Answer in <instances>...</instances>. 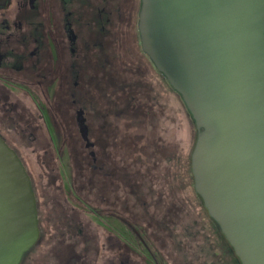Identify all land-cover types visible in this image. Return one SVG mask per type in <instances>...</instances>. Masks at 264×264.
I'll return each instance as SVG.
<instances>
[{
    "label": "flooded vegetation",
    "instance_id": "af4514ba",
    "mask_svg": "<svg viewBox=\"0 0 264 264\" xmlns=\"http://www.w3.org/2000/svg\"><path fill=\"white\" fill-rule=\"evenodd\" d=\"M140 9L141 0H6L0 7V121L7 123L0 128V139L13 147L43 142L49 152L51 147L60 148L57 154H49L51 159L68 162L67 168H80L76 178L88 186V214L103 217L108 258L112 261L114 245L120 249L115 254L122 259L120 264H129L128 207L138 203V189L149 192L150 188L153 193L148 181L153 184L160 177L157 143L166 141L163 137L174 121L176 95L188 112L181 96L142 49ZM44 112L55 120L52 130L59 138L48 133ZM144 131L152 146L151 168L139 158L147 147ZM10 134L16 139H9ZM41 151L47 160L48 150ZM142 169H148L147 176ZM29 179L36 201L38 241L45 236L43 222L52 240L76 241L65 234L71 232V222L52 223L62 213V202L51 204L44 218L39 216ZM64 201L67 205L66 196ZM88 225L94 226L93 222ZM133 236L147 248L139 231ZM236 262L240 264L237 258Z\"/></svg>",
    "mask_w": 264,
    "mask_h": 264
},
{
    "label": "water",
    "instance_id": "95a60500",
    "mask_svg": "<svg viewBox=\"0 0 264 264\" xmlns=\"http://www.w3.org/2000/svg\"><path fill=\"white\" fill-rule=\"evenodd\" d=\"M138 27L194 121L196 194L240 264H264V0H141ZM38 238L29 176L0 139V264Z\"/></svg>",
    "mask_w": 264,
    "mask_h": 264
},
{
    "label": "rangeland",
    "instance_id": "374dc122",
    "mask_svg": "<svg viewBox=\"0 0 264 264\" xmlns=\"http://www.w3.org/2000/svg\"><path fill=\"white\" fill-rule=\"evenodd\" d=\"M44 116L50 129L48 133L54 139L59 138L58 133L52 130L55 120H51L46 112ZM172 117L174 121L169 122V132L163 137L166 141L157 143L160 177L154 180L153 184L148 181L153 193L150 188L149 192H141L137 186L138 203L134 202L128 207L129 264H237L236 258L229 254L231 250L219 228L208 216L194 190L193 177L189 170V154L194 149L196 129L192 117L190 118L178 95L175 98ZM5 124L7 123L0 121V128L4 129ZM10 135L9 139H16L13 134ZM147 137L148 133L144 131L142 140L147 147H144L139 158L143 165L151 168L152 150L149 146H152L146 142ZM6 145L16 152L31 178L39 216L44 218L51 204L62 202L63 205L59 207V212L62 213L52 223L55 226L71 222V232L67 231L65 234L77 239L63 243L52 240V234L45 229L46 223L43 222L44 238L23 256L20 264H120L122 259L117 256L120 249L117 247L115 250L114 245L111 256L117 258L112 257V261L108 258L107 244L102 237L103 229L107 228L103 224V217L95 218L88 214V186L86 182L83 184L82 179L76 178L80 168H67L68 162L60 164L51 159L49 154H57L56 150L60 148L51 147L53 152H49L50 148L43 142L35 147H13L9 143ZM41 149L48 150L47 160ZM32 150L35 151L33 155ZM62 165L65 170L61 168ZM133 170H136L135 166ZM147 170L142 169L145 176ZM64 196L67 197V205L64 204ZM142 202L144 206H141ZM71 207L76 209L70 210ZM88 222H93L92 229L89 228ZM112 228L118 229L114 224ZM136 231H139L145 240L147 248L137 243L133 236Z\"/></svg>",
    "mask_w": 264,
    "mask_h": 264
}]
</instances>
